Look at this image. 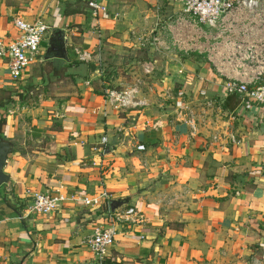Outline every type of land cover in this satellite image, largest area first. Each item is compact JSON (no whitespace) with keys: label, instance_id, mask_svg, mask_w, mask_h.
<instances>
[{"label":"crops","instance_id":"1","mask_svg":"<svg viewBox=\"0 0 264 264\" xmlns=\"http://www.w3.org/2000/svg\"><path fill=\"white\" fill-rule=\"evenodd\" d=\"M102 1L107 12L92 18L86 0H0V39L18 38L13 18L48 26L41 60L22 79L12 80L0 60V140L10 145L0 264H95L83 242L100 212L67 203L26 217L25 192L94 195L101 185L143 216L117 229L105 264H247L264 256V103L225 92L240 70L219 72L201 55L139 44L178 5ZM76 52L92 59L78 61ZM137 79L134 108L118 111L102 97ZM179 99L194 115V136L176 114Z\"/></svg>","mask_w":264,"mask_h":264},{"label":"built area","instance_id":"2","mask_svg":"<svg viewBox=\"0 0 264 264\" xmlns=\"http://www.w3.org/2000/svg\"><path fill=\"white\" fill-rule=\"evenodd\" d=\"M179 10L164 24H160L151 33L141 35L139 44L150 45L155 52L166 54L179 52L195 53L203 56L217 71L225 66L240 70V76H231L225 82L227 94L247 97L255 103H264V0H163ZM86 6L92 18L107 12L102 0H86ZM13 27L19 32L14 41L0 39V60H6L9 76L12 80L23 78L25 70L41 60L40 43L48 26L41 20L27 23L19 18L12 19ZM134 37L137 34L133 33ZM77 60L88 63L92 56L88 52H76ZM145 75L152 72L150 65H143ZM135 86L126 91L114 88L103 90L102 97L118 111L137 106L132 95L139 91L142 81L137 79ZM210 106V104H207ZM176 114L190 127V134L197 132L192 111H188L182 99L175 103ZM186 120H185V119ZM218 142L217 134L211 136ZM107 139L102 137L99 146L94 149L101 161L107 153ZM101 185L94 195L84 193L64 194L59 190L31 192L26 190L28 202L27 216H46L59 210L67 203L77 204L100 212L102 220L95 226L91 236L84 244L94 256L95 264H105L120 226L128 223L143 222V216L133 207L111 210L110 193ZM103 209L101 212L100 210ZM18 219H22L19 217ZM4 218L0 216V224ZM264 227V226H263ZM247 264H264V256L254 254Z\"/></svg>","mask_w":264,"mask_h":264},{"label":"water","instance_id":"3","mask_svg":"<svg viewBox=\"0 0 264 264\" xmlns=\"http://www.w3.org/2000/svg\"><path fill=\"white\" fill-rule=\"evenodd\" d=\"M10 145L5 140H0V187L8 182L7 175L3 172L4 166L7 163L8 155L10 154ZM126 204L125 200L116 199L110 200V207L112 211H115ZM91 264V263H80ZM93 264V263H92Z\"/></svg>","mask_w":264,"mask_h":264},{"label":"rangeland","instance_id":"4","mask_svg":"<svg viewBox=\"0 0 264 264\" xmlns=\"http://www.w3.org/2000/svg\"><path fill=\"white\" fill-rule=\"evenodd\" d=\"M103 2V1H102ZM120 73V72H119ZM138 76L140 75L139 73L137 74ZM128 82L131 80V79H133L134 77L132 76V75H128ZM131 87H129V89H130ZM125 89H127V88H123V89H121V90H123V91H125ZM120 91V90H119ZM27 102V101H26Z\"/></svg>","mask_w":264,"mask_h":264},{"label":"trees","instance_id":"5","mask_svg":"<svg viewBox=\"0 0 264 264\" xmlns=\"http://www.w3.org/2000/svg\"><path fill=\"white\" fill-rule=\"evenodd\" d=\"M3 124V122L2 123H0V129H1V125ZM0 139H1V136H0ZM101 212L103 211V209H101L100 210ZM257 254V253H256Z\"/></svg>","mask_w":264,"mask_h":264}]
</instances>
